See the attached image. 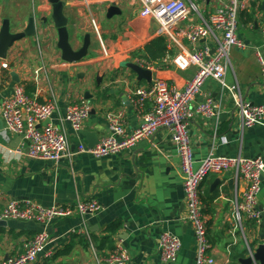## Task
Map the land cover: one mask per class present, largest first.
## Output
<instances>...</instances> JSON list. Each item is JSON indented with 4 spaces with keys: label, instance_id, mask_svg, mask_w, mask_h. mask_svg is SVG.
Returning <instances> with one entry per match:
<instances>
[{
    "label": "crops",
    "instance_id": "crops-1",
    "mask_svg": "<svg viewBox=\"0 0 264 264\" xmlns=\"http://www.w3.org/2000/svg\"><path fill=\"white\" fill-rule=\"evenodd\" d=\"M64 1L72 47L78 50L84 36L90 37L86 57L71 63L62 60L57 48L49 0H0V28L7 18L12 32L23 31L32 15L36 27L35 36L16 41L6 58L0 59V106L16 83L40 102H56L59 113L81 100L90 104L89 116L82 122L80 132H74L69 123H64L69 150L74 154L57 163L26 156L28 141L5 131L0 115V211L10 200H29L42 207H73L78 201L88 200L100 205L96 213L81 215L74 211L70 216L51 221L45 227L50 242L31 264H101L100 260L116 246L127 249L126 264H194L196 240L191 226L184 220L186 205L179 158L169 129H159L133 147L101 158L77 151L81 145L89 148L83 131L96 136L92 147L109 134L106 115L110 111L123 112L126 133L140 126L142 120L129 102L130 95L136 87L148 86L151 81L138 80L126 64L148 60L142 55L143 48L162 35L159 25L143 14L136 0ZM263 1L249 0L248 8L239 14V25L247 29V36L238 33V37L246 47L230 50L231 66L225 74L227 84L237 81L242 100L255 105H264L261 67L253 50L262 43ZM112 2L121 12L107 17ZM204 2H214L213 8L218 5V0ZM244 13L252 15L253 20L247 21ZM45 17L47 23L43 25ZM172 36L176 41L164 36L168 54L160 61H149L155 63L154 76L182 89L196 67L183 68L178 65L180 60L173 62L179 55V44L188 49L190 45L177 30ZM209 42L210 38L203 39L196 47ZM38 68L42 70L36 80L34 71ZM208 94L220 110L218 128L214 135L213 119L192 113L188 123L194 166L210 150L264 160V125L242 130L233 99L213 79L205 81L202 95L194 105ZM51 122H58L57 114ZM215 179H219V184L211 192ZM229 179H233L229 171L210 174L200 185V198L206 192H215L212 201L201 200L214 264H239V259L248 257L250 250L264 243V176L257 195L260 220L257 223L243 220L242 230L233 218V203L235 196H241L244 185L235 186L233 181L229 189ZM43 227L20 220H7L5 226L0 225V262L22 253L24 243ZM245 228L249 230V239ZM163 231L172 232L180 239L181 248L175 261L163 262L157 254L158 237ZM241 236L245 248L239 245Z\"/></svg>",
    "mask_w": 264,
    "mask_h": 264
},
{
    "label": "built area",
    "instance_id": "built-area-1",
    "mask_svg": "<svg viewBox=\"0 0 264 264\" xmlns=\"http://www.w3.org/2000/svg\"><path fill=\"white\" fill-rule=\"evenodd\" d=\"M142 7L144 15L159 25L160 32L166 38L178 31L190 47L179 44L180 51L173 62L181 67L194 65L196 71L182 89L169 85L164 79L154 76L155 63L139 59L136 64L152 72L151 82L145 87H136L130 95V104L141 118L140 126L130 133L125 132L124 114L122 111H110L106 115L109 134L91 148L83 145L77 148L95 158L117 154L133 147L139 140L153 135L159 129H169L179 158L182 177L186 215L184 220L194 232L196 256L194 264H214L210 255L211 245L207 238V221L202 211L200 185L210 174L232 172L235 186L244 185L240 197H234L233 218L241 228L243 220L258 222L260 212L257 209V195L264 176V160L261 157H244L240 154L229 156L210 150L194 166L193 147L189 135V118L192 113L213 119L215 133L218 128L220 110L211 95L203 96L195 105L198 96L202 95V86L207 79L215 80L221 89L233 99L240 115L241 129L255 125H264V105L244 102L237 81L227 84L225 74L232 48L243 49L246 44L238 37L239 14L246 10L249 0H218V5L208 16H204L198 5L192 0H136ZM180 26V27H179ZM262 43L253 48L261 67V79L264 83V16L260 25ZM211 39L202 47H196L201 40ZM42 68L34 71L37 80ZM90 104L81 100L68 105L62 113L54 101L40 102L29 96L23 85L16 83L12 92L0 106V115L5 123V131L21 135L28 141L25 155L44 161L58 162L74 153L69 150L64 123H69L74 132H80L82 122L88 118ZM57 114V123H52ZM48 121L47 124H42ZM100 205L94 200L78 201L72 206L53 205L42 207L29 200H10L0 211V220H20L38 223L43 227L33 238L23 245V252L8 258L0 264H31L46 250L49 236L45 227L56 218L66 217L74 211L84 215L96 213ZM87 234V230L83 231ZM181 242L177 235L163 231L157 241L156 251L161 261H175ZM129 255L127 249L116 246L110 254L100 260L101 264H126Z\"/></svg>",
    "mask_w": 264,
    "mask_h": 264
},
{
    "label": "water",
    "instance_id": "water-1",
    "mask_svg": "<svg viewBox=\"0 0 264 264\" xmlns=\"http://www.w3.org/2000/svg\"><path fill=\"white\" fill-rule=\"evenodd\" d=\"M210 0H206L209 3ZM52 6L51 12V21L53 23L54 28L57 32V48L61 51V58L67 62H76L84 57H86L88 52V47L90 44L89 34H86L83 38L82 46L75 50L69 41V33L67 29V18L64 15L63 9L65 6L64 0H49ZM262 9L264 10V1L262 4ZM121 11L116 6L115 2H112L107 9V17H111L115 13H120ZM43 25L47 23V18H43ZM36 35V27H35V18L30 16L28 18V23L23 31L20 32H12L10 29V21L5 18L2 22L0 28V59H5L8 53V50L12 47V45L19 40H22L26 37L35 36ZM126 67H128L133 73L136 74L138 80H146L148 82L151 81L152 72L148 69H144L136 63H127ZM14 76V74H12ZM97 81L100 80L97 78ZM48 121L43 122L42 124H47ZM83 135L88 140V147L91 148L96 142V136L94 133L90 131H83ZM91 144V145H90ZM219 184V179H215L210 187V191L212 192L216 186ZM233 179H229L228 187L232 189ZM0 225L5 226L6 221L0 220ZM264 264V243L258 245L257 248L250 250L248 257H243L239 259V264Z\"/></svg>",
    "mask_w": 264,
    "mask_h": 264
},
{
    "label": "trees",
    "instance_id": "trees-1",
    "mask_svg": "<svg viewBox=\"0 0 264 264\" xmlns=\"http://www.w3.org/2000/svg\"><path fill=\"white\" fill-rule=\"evenodd\" d=\"M244 14V17H246L247 21L251 22L253 20L252 15L247 13ZM168 52L166 38L163 35H159L144 45L142 55H144L148 60L157 62L164 58ZM214 197L215 192L212 194L206 192L204 197L201 195V200L210 202L214 199ZM105 241L107 242L109 239L105 238Z\"/></svg>",
    "mask_w": 264,
    "mask_h": 264
},
{
    "label": "rangeland",
    "instance_id": "rangeland-1",
    "mask_svg": "<svg viewBox=\"0 0 264 264\" xmlns=\"http://www.w3.org/2000/svg\"><path fill=\"white\" fill-rule=\"evenodd\" d=\"M192 1H194V2L198 5L200 11H201V12L203 13V15H205V16H208V14H209L210 12H213V11H214V8L211 7V5L214 4V2H210L209 4H206V3L204 2V0H192ZM238 20H239V19H238ZM10 29H11V25H10ZM238 33H239L240 35L247 36V29L244 28V27H241V25H239ZM237 229H238V228H237ZM244 230H245L246 237L249 239V230H248V228H245ZM241 237H242V236H241ZM242 239H243V240H242ZM242 239H239V245H242L243 248H245V240H244L243 237H242ZM249 243H251V242H249Z\"/></svg>",
    "mask_w": 264,
    "mask_h": 264
}]
</instances>
